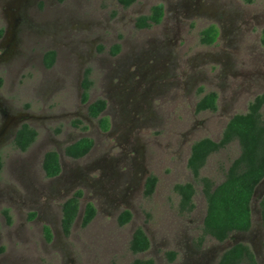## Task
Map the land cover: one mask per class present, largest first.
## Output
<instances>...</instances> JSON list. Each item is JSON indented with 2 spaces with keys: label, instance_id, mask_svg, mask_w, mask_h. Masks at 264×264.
I'll list each match as a JSON object with an SVG mask.
<instances>
[{
  "label": "rangeland",
  "instance_id": "obj_1",
  "mask_svg": "<svg viewBox=\"0 0 264 264\" xmlns=\"http://www.w3.org/2000/svg\"><path fill=\"white\" fill-rule=\"evenodd\" d=\"M157 3L163 5L161 21L137 27L136 18ZM209 25L217 36L203 44L201 30ZM263 27L264 0H135L128 7L117 0H0V132L22 122L37 131L24 151L13 135L0 134V264H130L136 257L216 264L237 242L264 264L258 204L264 179L251 200L248 231L222 242L205 236L197 244L206 202L186 165L192 142L218 140L229 118L264 91ZM48 50L55 52L49 67L43 62ZM85 70L90 87L84 103ZM208 92L217 95L216 109L196 112ZM98 98L107 103L99 117L111 119L108 132L87 113ZM261 113L264 119V105ZM81 137L91 138L92 148L80 158L66 156L64 146ZM47 150L67 166L64 179L45 176ZM238 153L234 140L207 158L200 175L219 183ZM150 175L157 181L146 196ZM188 181L195 206L180 213L174 185ZM78 190V212L65 233L62 204ZM87 203L95 214L82 226ZM123 210L131 219L119 226ZM138 227L150 245L133 254L128 244ZM167 251L175 253L172 260Z\"/></svg>",
  "mask_w": 264,
  "mask_h": 264
},
{
  "label": "trees",
  "instance_id": "obj_2",
  "mask_svg": "<svg viewBox=\"0 0 264 264\" xmlns=\"http://www.w3.org/2000/svg\"><path fill=\"white\" fill-rule=\"evenodd\" d=\"M123 7H128L135 0H117ZM163 5L161 3L151 6L150 12L140 15L135 20L139 28H146L158 24L163 17ZM217 36V28L209 25L201 30L200 42L211 44ZM260 43L264 47V27L260 34ZM119 44H114L110 53L115 55L119 51ZM55 52L48 50L44 53L43 62L46 66L52 65ZM88 70H85L81 83V100L87 101L90 81ZM2 79L0 78V84ZM215 92H208L201 96L195 104V111H214L216 109ZM106 102L98 98L88 105V114L91 117H98L105 108ZM264 105V91L255 95L248 103L247 110L243 113H236L229 118L224 126L220 138L213 140L209 137H202L190 146V153L187 158V168L193 178L201 185L206 202L205 214L202 221L201 234L197 238L200 244L205 236H210L222 242L232 232H246L251 227V200L254 189L264 177V119L261 108ZM79 120L72 122L77 125ZM102 129L108 127L105 117L99 118ZM37 131L22 124L16 131L14 145L21 151L26 150L36 139ZM236 140L239 144L238 155L230 162L224 172V177L219 183H214L207 176H201L200 170L205 165L207 158L226 147L230 142ZM93 141L89 137H81L64 146V154L72 158H80L87 154L92 147ZM2 159L0 155V171ZM42 168L46 177H53L60 171L58 154L54 150H47L43 155ZM157 178L150 175L145 180L144 194L149 196L153 193ZM174 190L179 196L178 211L189 213L194 209L193 197L195 188L192 182L176 183ZM81 191H76L62 204V229L68 232L71 223L78 212V198ZM259 212L261 224L264 228V194L259 199ZM6 213V210H4ZM95 214V207L87 203L81 217V225L86 226ZM131 219L129 210H123L117 217L119 226H123ZM45 231L49 236V229ZM47 236V237H48ZM149 239L141 227L136 228L129 240L128 248L133 254L146 251L149 248ZM4 248L0 246V254ZM167 258L172 260L175 256L173 251L166 252ZM130 264H154L151 258H134ZM216 264H256V259L251 248L243 242H237L223 250L218 257Z\"/></svg>",
  "mask_w": 264,
  "mask_h": 264
},
{
  "label": "flooded vegetation",
  "instance_id": "obj_3",
  "mask_svg": "<svg viewBox=\"0 0 264 264\" xmlns=\"http://www.w3.org/2000/svg\"><path fill=\"white\" fill-rule=\"evenodd\" d=\"M45 53V52H44ZM43 57H44V55H43ZM119 93L118 92H115L114 93V98H116L117 97V95H118ZM113 97V96H112ZM88 99V98H87ZM95 101V100H94ZM85 102H87V101H85ZM84 102V103H85ZM93 102V101H92ZM105 102H106V100H105ZM91 103V102H90ZM89 103V104H90ZM88 104V105H89ZM88 105H87V113H88ZM106 105H107V103H106ZM106 105H105V108L103 109V111L102 112H104V110L106 109ZM1 106H2V104L0 103V118H1V114H2V112L4 111L2 108H1ZM3 107V106H2ZM102 112L99 114V116L102 114ZM89 115V114H88ZM98 116V117H99ZM91 117V116H90ZM103 117H105V118H107V121H108V127L106 128V129H103V132H108L109 130H110V127H111V119L109 120L108 119V117H106V116H103ZM91 118H94V117H91ZM96 118V117H95ZM100 118V117H99ZM99 120V119H98ZM22 124H27L26 122H22V123H20V125H19V127L22 125ZM5 125V123L3 124V126ZM27 125H29L30 126V124H27ZM19 127H17L16 129H14V128H11V129H7V131L5 130V126H4V129L0 132V134H2V137H5V135H6V137H10L11 135H13L14 137H15V134H16V131H17V129L19 128ZM32 127V126H31ZM102 130V129H101ZM93 141V140H92ZM92 146H93V144H92ZM92 148V147H91ZM90 148V149H91ZM45 153V152H44ZM44 155V154H43ZM72 158V157H71ZM43 160V159H42ZM58 161H59V156H58ZM59 165H60V171H59V173L57 174V175H55V176H53V177H49V178H53V179H59V180H62V179H64V177H63V175H62V173H64V171L66 170V165L64 164L63 166H62V164L59 162ZM93 179V178H92ZM93 180H95V179H93ZM72 183H77V180H72L71 181ZM61 183V182H60ZM218 260V259H217ZM217 262V261H216Z\"/></svg>",
  "mask_w": 264,
  "mask_h": 264
},
{
  "label": "water",
  "instance_id": "obj_4",
  "mask_svg": "<svg viewBox=\"0 0 264 264\" xmlns=\"http://www.w3.org/2000/svg\"><path fill=\"white\" fill-rule=\"evenodd\" d=\"M263 179H264V177H263ZM263 179H262V180H263ZM262 180H261L258 184H260V183L262 182ZM256 187H257V186H256ZM256 187H255V189H256ZM255 189H254V192H255ZM253 194H254V193H253ZM232 245H233V244H232ZM230 246H231V245H230ZM230 246H229V247H230ZM227 248H228V247H227ZM227 248H225V249H227ZM225 249H224V250H225Z\"/></svg>",
  "mask_w": 264,
  "mask_h": 264
}]
</instances>
